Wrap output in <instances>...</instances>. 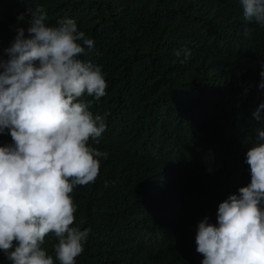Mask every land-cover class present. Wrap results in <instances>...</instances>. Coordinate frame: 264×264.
I'll use <instances>...</instances> for the list:
<instances>
[{
  "label": "trees",
  "instance_id": "obj_1",
  "mask_svg": "<svg viewBox=\"0 0 264 264\" xmlns=\"http://www.w3.org/2000/svg\"><path fill=\"white\" fill-rule=\"evenodd\" d=\"M36 6L51 24L76 20L94 40L81 59L107 82L99 101L85 97L107 125L92 146L109 156L95 183L70 194L75 223L90 229L76 264H190L193 221L250 180L264 28L244 21L239 0H0V55L17 16ZM184 48L186 60L175 55ZM55 242L42 245L54 260Z\"/></svg>",
  "mask_w": 264,
  "mask_h": 264
},
{
  "label": "clouds",
  "instance_id": "obj_2",
  "mask_svg": "<svg viewBox=\"0 0 264 264\" xmlns=\"http://www.w3.org/2000/svg\"><path fill=\"white\" fill-rule=\"evenodd\" d=\"M239 2L244 21L264 28V0ZM14 31L0 55V136L11 138L0 143V254L10 264H76L90 229L75 223L70 194L95 183L109 156L92 146L107 125L85 97L99 101L107 82L101 65L81 59L94 40L75 19L51 24L43 6L27 7ZM257 87L264 88V62ZM251 115L264 122V102ZM245 163L249 182L193 221L190 264H264V129H256ZM49 234L55 260L42 247Z\"/></svg>",
  "mask_w": 264,
  "mask_h": 264
},
{
  "label": "bare ground",
  "instance_id": "obj_3",
  "mask_svg": "<svg viewBox=\"0 0 264 264\" xmlns=\"http://www.w3.org/2000/svg\"><path fill=\"white\" fill-rule=\"evenodd\" d=\"M235 7H237V5H236ZM231 9H232V8H231ZM233 9H234V8H233ZM240 9H241V8H240ZM226 10H227V9H226ZM229 10H230V9H229ZM235 11H236V10L234 9L233 12L235 13ZM233 12H231V14H232ZM236 12H238V11H236ZM241 12H242V11H241ZM225 13H226V12H225ZM238 13H239V12H238ZM235 14H236V13H235ZM235 14H234V15H235ZM238 15H239V14H238ZM240 15H241V14H240ZM229 16H230V14H229ZM236 16H237V15H236ZM236 16H235V17H236ZM225 17H226V15H225ZM227 17H228V16H227ZM235 17H234V18H235ZM222 18L224 19V17H222ZM223 19H222V21H223ZM230 19L232 20L233 18H230ZM238 19H239V18H238ZM224 20H225V19H224ZM228 20H229V19H228ZM225 21H226V20H225ZM233 21H235V20H233ZM239 21H240V19H239ZM241 22H242V21H241ZM222 24H224V23L222 22ZM233 24H234V23H233ZM224 25H225V24H224ZM219 26H220V24H219ZM232 26H233V25H232ZM237 26H238V25H237ZM244 26H245V25H244ZM221 27H222V26H221ZM221 27H220V28H221ZM241 27H242V26H241ZM232 28H233V27H232ZM239 28H240V27H239ZM221 29H222V28H221ZM230 29H231V28H230ZM233 29H234V28H233ZM241 29H242V28H241ZM252 30H253V29H252ZM238 32H239V31H238ZM241 32H242V30H241ZM253 34H254V32H253ZM248 35H249V33H248ZM244 36H246V35H244ZM254 36H255V35H254ZM241 37H242V36H241ZM251 37H253V36H251ZM245 38H246V37H245ZM245 38H244V39H245ZM242 39H243V38H242ZM244 39H243V40H244ZM249 39H250V38H249ZM251 40H252V38H251ZM257 40H258V39H257ZM254 41H255V39H254ZM261 43H262V42H260L259 45H258V43H254V44H257L258 47H259V46L262 45ZM251 44H252V43H251ZM254 44H253V45H254ZM260 44H261V45H260ZM257 45H256V46H257ZM261 48H262V46H261ZM263 48H264V47H263ZM102 50H103V49H102ZM260 50H261V49H260ZM98 51H99V50H98ZM92 52H93V51H92ZM262 52H263V51H262ZM86 54H87V53H86ZM88 55H90V54H88ZM88 55H87V57H89ZM96 55H98V52H97ZM98 57H99V56H98ZM96 58H97V57H96ZM91 59H92V58H91ZM92 61H93V60H92ZM259 68H260V67H259ZM260 69H261V68H260ZM222 70H223V69H222ZM46 242H47V241H46ZM6 261H7V260H6Z\"/></svg>",
  "mask_w": 264,
  "mask_h": 264
}]
</instances>
